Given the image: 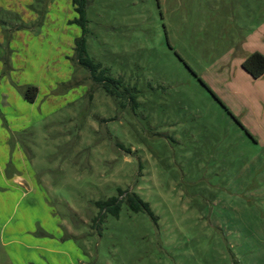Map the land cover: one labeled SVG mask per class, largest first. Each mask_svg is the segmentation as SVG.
<instances>
[{"label":"rangeland","instance_id":"1","mask_svg":"<svg viewBox=\"0 0 264 264\" xmlns=\"http://www.w3.org/2000/svg\"><path fill=\"white\" fill-rule=\"evenodd\" d=\"M77 17L0 0V264H264L263 154L225 86L264 0H87L85 56L134 107L73 59Z\"/></svg>","mask_w":264,"mask_h":264},{"label":"trees","instance_id":"2","mask_svg":"<svg viewBox=\"0 0 264 264\" xmlns=\"http://www.w3.org/2000/svg\"><path fill=\"white\" fill-rule=\"evenodd\" d=\"M74 5V10L78 17L74 20V23L80 26L82 36L74 39L73 48V59L77 63L83 66L90 75L91 80L99 87H102L104 92L111 97L118 99H127L128 103L133 107L136 105V89L134 87H125L120 78H113L109 75L107 68H102L100 64H95L89 58L85 56V39L84 35L86 33V23L85 18V7L87 0H72ZM241 68L245 71L251 78L257 79L264 74V57L259 53H252L249 55L241 64ZM25 99L27 102H33L36 97V88L27 87L25 93ZM235 119V118H234ZM236 120V119H235ZM240 125V123L236 120ZM241 126V125H240ZM242 127V126H241ZM118 195L122 196V192L118 191ZM124 200L127 206L133 212L145 211L152 216L148 206L135 194L124 195ZM119 201L117 198L112 197L104 202H95L97 208L101 210H107L114 216H117Z\"/></svg>","mask_w":264,"mask_h":264},{"label":"crops","instance_id":"3","mask_svg":"<svg viewBox=\"0 0 264 264\" xmlns=\"http://www.w3.org/2000/svg\"><path fill=\"white\" fill-rule=\"evenodd\" d=\"M15 29L17 30V27H15ZM13 34L15 36L18 33L17 31H15ZM16 39H18V36L10 39V44L17 41ZM12 47L14 49V44ZM255 52L264 57V33H260L255 37L252 36L251 39L249 38V40L246 39L244 41V43L240 47V53L238 57L239 63L242 64V62L249 55ZM230 73L231 70H228V75ZM256 85H259V89L264 88V74L257 79H253L245 71H243L242 68H239V64H237L234 67L233 75H229V79L226 81L225 86L230 90L233 96L238 97L241 103H243L244 107L240 110V112L242 113V117H240V125L242 126L241 128H243V130H245L246 133L253 139V141L257 145H259V152L263 154V156L261 157L263 162L260 163L261 167L262 163L264 165V98L263 96H260L262 95L260 93H255V95L253 96L248 95L244 91V89H247L248 86L257 87ZM260 103L263 105L261 106ZM232 106L233 105H231V107ZM263 183L264 180L260 182V184ZM79 262V264H84V261L82 260H80Z\"/></svg>","mask_w":264,"mask_h":264}]
</instances>
